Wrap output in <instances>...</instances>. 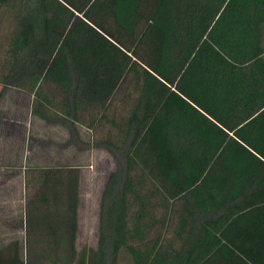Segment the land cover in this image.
Instances as JSON below:
<instances>
[{"label": "trees", "instance_id": "obj_1", "mask_svg": "<svg viewBox=\"0 0 264 264\" xmlns=\"http://www.w3.org/2000/svg\"><path fill=\"white\" fill-rule=\"evenodd\" d=\"M17 22L6 86L42 97L36 115L110 126L96 141L117 161L101 197L96 250L118 264L127 241L130 161L171 203L149 264H264V0H0ZM125 87L132 108L112 112ZM54 111V112H53ZM1 115V112H0ZM85 115H90L86 121ZM39 201L54 249L75 255L80 168L47 169ZM0 264L25 262L18 248Z\"/></svg>", "mask_w": 264, "mask_h": 264}, {"label": "rangeland", "instance_id": "obj_2", "mask_svg": "<svg viewBox=\"0 0 264 264\" xmlns=\"http://www.w3.org/2000/svg\"><path fill=\"white\" fill-rule=\"evenodd\" d=\"M15 13L12 8L0 9V252L9 257L18 248L25 262L76 264L81 252L98 247L101 197L117 161L94 144L110 126L102 121L95 128L81 124L76 134L64 121L43 120L35 113L42 97L60 101L59 88L46 84L35 95L28 88L6 86L17 49ZM129 91L125 87L119 91L111 115L132 108ZM85 117L88 121L90 115ZM57 167L80 168V204L75 255L69 245H61L50 258L46 255L51 245L45 242L49 228L35 223L34 217L39 205L38 213H49L39 201L40 181L43 172ZM129 193L127 241L118 264H149L166 234L171 203L132 159Z\"/></svg>", "mask_w": 264, "mask_h": 264}]
</instances>
